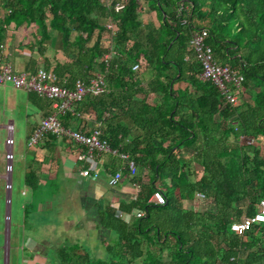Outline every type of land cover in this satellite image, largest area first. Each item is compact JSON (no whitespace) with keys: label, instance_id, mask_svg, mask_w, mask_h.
I'll return each mask as SVG.
<instances>
[{"label":"trees","instance_id":"16d2710c","mask_svg":"<svg viewBox=\"0 0 264 264\" xmlns=\"http://www.w3.org/2000/svg\"><path fill=\"white\" fill-rule=\"evenodd\" d=\"M19 28L28 32L24 48L37 55L27 68L49 71L66 89L76 80H101L97 94L86 93L62 112L23 90L40 119L53 114L70 130L97 128L110 148L134 163L129 175L110 155L119 165L111 162L108 175L120 169V178L138 187L132 198L98 206V227L109 233L101 239L103 258L74 243L51 251L52 264L263 263L264 224L239 235L229 224L264 201V0H0V62L8 30ZM199 30L213 60L241 75L239 87L229 90L234 104L199 77L189 48ZM81 116L92 119L90 129L75 128ZM55 141L76 146L47 132L36 152ZM40 161L24 170L31 193ZM155 189L163 204L147 201ZM196 194L211 209L186 208Z\"/></svg>","mask_w":264,"mask_h":264},{"label":"rangeland","instance_id":"374dc122","mask_svg":"<svg viewBox=\"0 0 264 264\" xmlns=\"http://www.w3.org/2000/svg\"><path fill=\"white\" fill-rule=\"evenodd\" d=\"M103 34L101 43L107 45V35ZM7 59L11 61V58ZM11 68L16 67L13 65ZM8 90L10 91L11 87L7 83L0 85V92H8ZM238 97L242 100L247 98L241 93ZM3 102L4 99L0 97L1 124H5V118L8 115ZM15 110L12 113L13 117L15 116L12 129L9 132L4 128L0 129V175L5 173V178L0 177V264H24L25 258L32 256V253L26 250L27 240L31 238L36 241L42 237L48 239L54 248L74 243L80 244L92 257L100 259L104 255V250L98 238L102 239L104 235L99 232L97 234L92 228L82 229L77 226L81 220L82 211L79 210L76 195L64 187L62 180L64 175L61 174L60 169L51 171L49 166L50 177L44 185L38 186L33 193L24 189L22 177L26 167V156L29 155L30 150L25 144L26 108L20 105L15 107ZM28 111L31 112V110ZM244 141L255 144L251 139H244ZM180 154L187 156V153ZM35 156L34 159L38 160L39 156ZM154 184L158 187V183ZM42 193L44 198H40L43 197ZM45 197L47 206L39 209L37 204L39 201L45 203ZM186 208L201 211L206 208L211 209V204L208 199L195 196L186 204ZM68 221H71L73 226L66 229V222L67 225L70 223ZM50 253L49 250L48 254ZM243 255L240 254V257Z\"/></svg>","mask_w":264,"mask_h":264},{"label":"crops","instance_id":"0c3cea01","mask_svg":"<svg viewBox=\"0 0 264 264\" xmlns=\"http://www.w3.org/2000/svg\"><path fill=\"white\" fill-rule=\"evenodd\" d=\"M27 30L23 28H19L17 30H8L7 34L9 37L7 38L5 45L2 50V54L6 55L5 58L1 59V61L8 62L10 66L16 67L11 68L14 72H21V71H33L37 68H27V61L29 57L36 59L37 55L35 53H31L24 48L23 44L25 43V36L27 35ZM48 52V51H47ZM7 58H11L9 62ZM12 62V64H11ZM38 64V59L36 60ZM39 67V66H36ZM4 84H2L3 86ZM9 85V84H8ZM10 86V85H9ZM11 87V86H10ZM2 99H4L3 105L7 111V117L5 124L0 123V129H6V124H11L13 119V112H15V107L24 105L26 108L25 114V128L27 133L25 137H27L33 128H35L39 122L41 112L35 109L27 100L26 92L21 89H14L11 87V90L8 92H0ZM31 109H27V108ZM28 110H31L29 112ZM28 111V113H27ZM12 114V115H11ZM12 116V117H11ZM93 124V121L90 117L81 116L78 121L75 122V128L88 130L90 129ZM27 147V146H26ZM29 155L26 156L25 166L31 164L32 160L36 157L35 155L39 156L38 161L42 160L39 164V168L36 172L37 179H38V186L44 185L46 180L50 177L49 173L50 170L49 166L51 167V171L53 169H60L61 174L64 175L63 184L64 187L68 190H71L78 200V206L80 207L79 210L82 211L81 220H79L77 226L84 229V227L92 228L94 231L102 233L104 237L108 234L98 227V219L96 211L98 206H100L101 202L109 201L115 205L120 198H132L135 194V189L132 187V183H130L126 177L121 176L120 180L118 181L116 186L110 187L107 184V176L108 172L106 171L109 168L111 162H114V165H119V162L116 161L115 158L111 157L105 153H98L95 155L91 160H84L82 162L74 161V151L76 149L75 146L63 144L60 141H55L53 145L48 148H41L39 150H35L34 148L28 147ZM117 165V166H118ZM89 170H98V176L96 179L91 178H83L77 176V170L80 167H84ZM45 167V168H44ZM25 170V168H24ZM24 172V171H23ZM0 177L5 178V173L0 175ZM24 178V173L22 177V182ZM157 183V182H155ZM24 185V184H23ZM24 189L27 190L26 186L24 185ZM40 189V188H39ZM43 194V193H42ZM44 198V194L43 197ZM32 199V198H30ZM33 200V199H32ZM46 197L45 203L39 201L37 207L39 209L46 207ZM67 225L66 222V229L71 228L73 225L71 221ZM86 225V226H85ZM46 233V231H44ZM102 237V238H104ZM43 238V239H42ZM39 240L34 241L33 239L29 238L26 243V250L32 253V256L29 258H25L24 264H52L51 256L48 254V251H53L55 248L52 247V244L48 239L42 237ZM98 238V237H97ZM101 244V239L98 238ZM80 245V244H79ZM84 248L82 245H80ZM102 246V245H101ZM85 249V248H84ZM99 256V255H98ZM104 255L100 258H103ZM94 258V257H93ZM97 258V257H95ZM131 264H138V261H134Z\"/></svg>","mask_w":264,"mask_h":264},{"label":"built area","instance_id":"2783aa9c","mask_svg":"<svg viewBox=\"0 0 264 264\" xmlns=\"http://www.w3.org/2000/svg\"><path fill=\"white\" fill-rule=\"evenodd\" d=\"M120 5H115L114 9L117 10ZM106 29L111 28V23L105 24ZM205 36L204 30L192 33L189 40V48L194 53L195 58L200 64L199 77L201 79L210 80L217 90L225 97L228 103L234 104L236 98L229 92L230 89H237L242 80L241 75H238L225 66L218 65L212 58V52L203 39ZM136 69V65L132 67ZM8 83L10 86L16 89H22L25 91H32L39 96L48 98L52 101L51 107L57 112H62L75 102L81 100L86 94H97L101 88V80L92 79L88 85H84L79 80L73 83L71 89L59 87L54 84V76L49 71H44L38 68L34 73H27L24 71L14 72L10 65L6 62H0V85ZM6 129L10 131L11 124H6ZM54 134L56 137H65L72 141L76 146L74 151V161H83L90 159L92 154L105 153L113 155L122 161L121 168H125L129 175L134 172V163L130 160L127 154L110 148L105 139L100 137V132L97 128H92L89 132H82L76 130H70L61 126L59 121L53 114L47 115L41 118L37 127L30 134L25 144L27 147L34 146L41 140L45 133ZM81 148V149H80ZM78 175L81 177H89L96 179L98 176V170L81 169L78 171ZM120 179V169H117L114 173L107 176V184L114 186ZM132 187L137 190V185L132 184ZM196 196H200L196 194ZM148 202L153 204H163L164 197L158 189L152 191L148 197ZM141 212L135 213V215H141ZM264 224V201H259L256 206V211L252 215H243L238 221H232L229 224V228L236 234H242L248 230L252 225ZM233 258H229L231 262ZM222 264V263H215ZM240 264V263H234Z\"/></svg>","mask_w":264,"mask_h":264},{"label":"flooded vegetation","instance_id":"af4514ba","mask_svg":"<svg viewBox=\"0 0 264 264\" xmlns=\"http://www.w3.org/2000/svg\"><path fill=\"white\" fill-rule=\"evenodd\" d=\"M262 264H264V261H263V263Z\"/></svg>","mask_w":264,"mask_h":264}]
</instances>
